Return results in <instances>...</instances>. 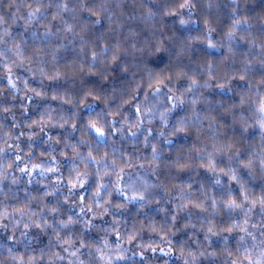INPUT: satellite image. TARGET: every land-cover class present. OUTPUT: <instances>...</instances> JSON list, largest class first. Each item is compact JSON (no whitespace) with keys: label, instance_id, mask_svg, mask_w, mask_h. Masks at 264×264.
<instances>
[{"label":"clouds","instance_id":"clouds-1","mask_svg":"<svg viewBox=\"0 0 264 264\" xmlns=\"http://www.w3.org/2000/svg\"><path fill=\"white\" fill-rule=\"evenodd\" d=\"M0 264H264V0H0Z\"/></svg>","mask_w":264,"mask_h":264}]
</instances>
